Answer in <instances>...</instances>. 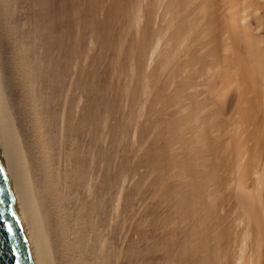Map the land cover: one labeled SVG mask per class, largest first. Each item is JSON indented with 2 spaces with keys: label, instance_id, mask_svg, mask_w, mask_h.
Masks as SVG:
<instances>
[{
  "label": "bare ground",
  "instance_id": "6f19581e",
  "mask_svg": "<svg viewBox=\"0 0 264 264\" xmlns=\"http://www.w3.org/2000/svg\"><path fill=\"white\" fill-rule=\"evenodd\" d=\"M249 1L105 7L124 11L138 51L135 142L149 118L145 161L177 163L168 177L192 213L182 219L206 225L193 264H264V1ZM103 125L85 68L53 58V0H0V151L35 264H149Z\"/></svg>",
  "mask_w": 264,
  "mask_h": 264
},
{
  "label": "rangeland",
  "instance_id": "374dc122",
  "mask_svg": "<svg viewBox=\"0 0 264 264\" xmlns=\"http://www.w3.org/2000/svg\"><path fill=\"white\" fill-rule=\"evenodd\" d=\"M115 1L53 0V58L66 66L84 67L90 94L101 103L104 158L119 161L120 186L126 187L125 193L134 203L137 258H146L149 264H193L203 253L191 249L190 245L202 241L204 235L200 234H205L206 225L197 221L196 215L192 221L182 219H188L192 213H187L182 204L181 196L186 189L178 187L174 179L168 177L174 170L173 164L177 163L160 166L157 162L145 161L148 149L140 147L153 146L156 136L148 131L152 127L149 118L139 122L142 133L147 129V135L141 143L135 142L138 135L132 124L142 99L134 93L142 87V81L132 83L135 76L130 60L138 51L134 48L124 11L117 17L105 14L108 12L105 7H113ZM117 1L126 5L128 0ZM249 3L244 6L248 8ZM151 72L148 73L150 79L156 74ZM201 210L205 212L206 208ZM164 243L169 246H163ZM206 243L205 249L209 250L213 241L207 239Z\"/></svg>",
  "mask_w": 264,
  "mask_h": 264
},
{
  "label": "water",
  "instance_id": "95a60500",
  "mask_svg": "<svg viewBox=\"0 0 264 264\" xmlns=\"http://www.w3.org/2000/svg\"><path fill=\"white\" fill-rule=\"evenodd\" d=\"M0 264H35L0 151Z\"/></svg>",
  "mask_w": 264,
  "mask_h": 264
}]
</instances>
